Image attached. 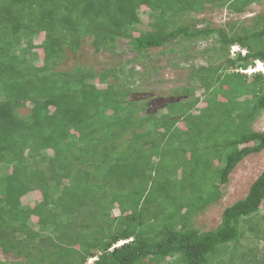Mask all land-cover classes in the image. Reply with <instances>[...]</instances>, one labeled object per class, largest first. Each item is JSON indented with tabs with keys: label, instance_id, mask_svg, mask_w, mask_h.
<instances>
[{
	"label": "trees",
	"instance_id": "trees-1",
	"mask_svg": "<svg viewBox=\"0 0 264 264\" xmlns=\"http://www.w3.org/2000/svg\"><path fill=\"white\" fill-rule=\"evenodd\" d=\"M262 1L0 0V249L17 259L0 264H264V169L215 228L193 221L264 150L253 129L264 74L240 71L264 64V12L214 28L187 20ZM119 40L129 68L78 64L85 43L116 55ZM202 41L212 55L196 66L187 51ZM154 49L190 62L181 100L159 116L130 99L148 91L138 83L156 71Z\"/></svg>",
	"mask_w": 264,
	"mask_h": 264
},
{
	"label": "rangeland",
	"instance_id": "rangeland-1",
	"mask_svg": "<svg viewBox=\"0 0 264 264\" xmlns=\"http://www.w3.org/2000/svg\"><path fill=\"white\" fill-rule=\"evenodd\" d=\"M263 12L264 0L260 3L252 4L247 8L244 14L230 13L224 8L206 7V9L201 13L190 14L187 20H191L193 22L197 21L199 26H202L200 23H204V25L208 24L211 28H214L222 26L230 20H237L249 24L253 16ZM141 21L142 23L139 25V28L148 29L149 18L147 13L141 14ZM39 40L40 39H36L34 43L38 44L40 42ZM209 42L211 41H202L198 43L197 46L191 45L189 47L187 52H190L192 55H194V57L190 58L191 63L193 62L196 66L207 65V60L210 59V53L212 55V52L208 51V53H204L202 50ZM211 45L212 44H209L208 46ZM116 50V55L108 53L97 54L88 43H85L82 48L83 56L80 58V62L78 64H82L86 68H94L95 70H102L107 67L121 65H125V67L129 68L130 64H127V61L132 58L134 54L128 50L127 42L125 40H119L117 42ZM151 53L155 56V61H153L152 64H147L146 69L150 70V68H155L156 71H149L148 73L144 72L145 76L144 78H141L142 81L138 83V87L148 91H140L138 93H147L152 95L150 98L144 100L146 103L155 98L177 97L176 95H172L173 89H180L187 85L190 62H182L177 57V55L174 54L161 55L158 49H154L151 51ZM172 58L179 61L178 68H174L169 65V60ZM36 62L39 63L41 61L40 59H36ZM66 67L68 69L72 68L73 60L69 58V61L66 62L63 68L65 69ZM253 67H256V63L253 64ZM136 68L137 70L142 69V67L139 65H137ZM262 70L263 71L261 72H264V67H262ZM201 93L202 90L197 88L196 96H200ZM179 100H181V98ZM203 105L204 103H201L198 107H202ZM164 112V108H161L155 109L154 113L152 114L159 116ZM196 112L197 110L194 111V113ZM20 113L22 115H26L28 110L23 109L20 111ZM253 129L255 131L264 132V111L261 112L259 117L253 123ZM263 169L264 150L258 154L249 155L239 162L234 170L230 173L228 182L221 187V199L218 202L207 206L203 212L194 217L193 221L195 226L201 231H207L215 228L221 221L222 211L226 207L246 196L250 185L256 180ZM28 199L33 200L34 197ZM113 213L117 214L118 211L114 210ZM4 260H8L9 262L17 261V259L14 258L12 254L4 253L0 249V261Z\"/></svg>",
	"mask_w": 264,
	"mask_h": 264
},
{
	"label": "water",
	"instance_id": "water-1",
	"mask_svg": "<svg viewBox=\"0 0 264 264\" xmlns=\"http://www.w3.org/2000/svg\"><path fill=\"white\" fill-rule=\"evenodd\" d=\"M152 95L147 93H133L130 97L132 101H140L150 98ZM179 97L155 98L147 103L146 114L154 113L155 109L165 108L167 104L179 101ZM154 109V110H153Z\"/></svg>",
	"mask_w": 264,
	"mask_h": 264
},
{
	"label": "built area",
	"instance_id": "built-area-1",
	"mask_svg": "<svg viewBox=\"0 0 264 264\" xmlns=\"http://www.w3.org/2000/svg\"><path fill=\"white\" fill-rule=\"evenodd\" d=\"M238 52H241L242 54H244L245 53V51H242V50H240V48L238 47V46H233L232 48H231V54L234 56L236 53H238ZM262 67H264L261 63H257V65H256V67L255 68H253V69H250V70H248L247 72H252V71H263L262 70ZM245 72V71H244ZM89 262H91V260L89 261Z\"/></svg>",
	"mask_w": 264,
	"mask_h": 264
},
{
	"label": "clouds",
	"instance_id": "clouds-1",
	"mask_svg": "<svg viewBox=\"0 0 264 264\" xmlns=\"http://www.w3.org/2000/svg\"><path fill=\"white\" fill-rule=\"evenodd\" d=\"M233 47V46H232ZM231 47V48H232ZM232 55V54H231ZM233 56V55H232ZM235 56V55H234ZM255 63H256V65H257V63H261L263 66H264V64L262 63V62H260V61H258V60H256L255 61ZM253 68H255V67H252V68H248L247 70H240L241 72H243V73H245V74H251V73H262V74H264V72H261V71H252V72H247L248 70H250V69H253ZM245 71V72H244ZM121 243H123V242H120L119 244H121ZM92 259V261L94 260V258H91ZM91 259H89V261L91 260ZM91 261V262H92Z\"/></svg>",
	"mask_w": 264,
	"mask_h": 264
},
{
	"label": "flooded vegetation",
	"instance_id": "flooded-vegetation-1",
	"mask_svg": "<svg viewBox=\"0 0 264 264\" xmlns=\"http://www.w3.org/2000/svg\"><path fill=\"white\" fill-rule=\"evenodd\" d=\"M148 103V102H147Z\"/></svg>",
	"mask_w": 264,
	"mask_h": 264
}]
</instances>
